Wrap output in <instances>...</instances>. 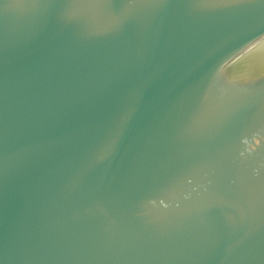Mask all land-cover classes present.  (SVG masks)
<instances>
[{
    "label": "water",
    "instance_id": "water-1",
    "mask_svg": "<svg viewBox=\"0 0 264 264\" xmlns=\"http://www.w3.org/2000/svg\"><path fill=\"white\" fill-rule=\"evenodd\" d=\"M0 264H264V0H0Z\"/></svg>",
    "mask_w": 264,
    "mask_h": 264
}]
</instances>
